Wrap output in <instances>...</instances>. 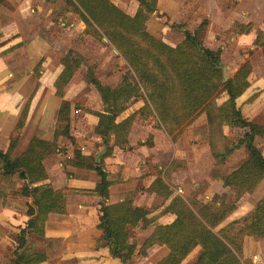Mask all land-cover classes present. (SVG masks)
Wrapping results in <instances>:
<instances>
[{
  "label": "trees",
  "instance_id": "1",
  "mask_svg": "<svg viewBox=\"0 0 264 264\" xmlns=\"http://www.w3.org/2000/svg\"><path fill=\"white\" fill-rule=\"evenodd\" d=\"M62 1L55 0L48 3L52 7H57ZM66 1L73 6L74 11L87 26H92L93 21L96 22L95 16L93 18L88 12L89 8L94 9L91 6L94 7L95 4H87L85 0H78V3L73 0ZM139 1L140 7L137 13L131 16L111 4L109 0H94L98 2L97 9L102 8L108 17H114L117 26L125 27L127 31H131L132 27L135 31L141 29L139 36L147 44L146 46L135 44L123 34L115 37V33H111L105 27L107 35L117 44L130 70L124 75L121 84L115 88L104 85L95 75L90 77V82L96 87L103 101L102 110L91 113L99 117L95 132L102 138L106 149L96 164L82 161L77 164L97 171L100 177L95 191L102 197L101 217L98 224L102 232L101 241L105 242L103 243L108 247L109 254L124 264L132 260L135 254L145 253L147 248L155 244L165 245L169 249L167 256L156 264H181L197 246L202 248L198 256V264H247L242 259L241 239L246 235L254 238L264 237V198L257 202L252 213V223L239 230L238 235L235 236L232 232L234 225L239 222L237 220L220 227L218 231L215 229L225 221L236 205L222 204L221 208H216L211 203L190 202L176 194L166 180L158 176L148 191L170 200L160 211L159 216L173 214L175 218L170 223L157 224L140 247L136 240H131V230L137 228L141 220L144 222V228L147 227L156 220V217H149L150 211L134 205L133 200L113 204L106 202L113 181L108 178L104 159L112 153L114 145L123 148L128 145L135 114L122 120H119V117L129 107L128 103L131 99H142L145 103L143 109L152 108L169 134H174L176 131L180 134L187 126L184 130L188 129L191 140L201 142L211 138L209 125L191 127L193 120L209 108L215 97L226 93L228 98L218 107L220 118L223 123L231 127L245 128V131L241 141H238L234 148L226 149L224 154L221 152L218 155L226 156L233 149L245 145L248 149V158L237 170L221 176V179L225 186L240 192L239 198L245 192L254 193L264 179V154L256 146V137L264 135V125L245 118L238 104L239 98L251 85L247 78L251 70L250 64L245 63L234 77L224 81L222 69L218 67L221 60L220 49L204 47L205 51H200L202 40L197 34L188 30L183 32V38L174 45L158 39L146 30L149 15L156 11L157 0ZM175 1L182 4L186 0ZM12 21L11 11L0 9V29ZM251 26V23L238 24L240 33L249 32ZM98 34L101 35L99 32ZM119 37H122L121 41ZM23 51V44L18 43L0 53V56L5 58L14 53L8 60L9 65L14 66L13 75L9 78L10 83L20 80L32 70L31 62L25 58L21 59ZM63 64L65 68L59 76L61 81L56 85V95L59 97H63L62 88L72 77L74 70L79 67L80 62L76 61L75 65L65 57ZM255 94L257 95L251 100L259 95ZM27 113L28 105L19 118V129L24 127ZM70 113V101L63 100L59 108L58 122L65 125L61 129L57 127L55 138L59 135L71 137ZM207 115L210 124L212 118L208 111ZM17 140L18 137L11 139L7 150H3L0 144V214L4 208L10 206L9 196L12 192H18L31 201L26 202V218L18 232L17 247L13 251V256H8L0 250V264H39L61 256L64 242L70 240L62 237H45L49 214L66 213V196L62 190L54 189L51 184L44 183L48 179L44 159L50 151L30 145L24 152L17 154ZM112 140L113 146L110 145ZM75 155V158H80L79 152L76 151ZM214 155L218 157L215 153ZM31 234L45 237L42 250L31 249L33 243L29 238Z\"/></svg>",
  "mask_w": 264,
  "mask_h": 264
},
{
  "label": "crops",
  "instance_id": "2",
  "mask_svg": "<svg viewBox=\"0 0 264 264\" xmlns=\"http://www.w3.org/2000/svg\"><path fill=\"white\" fill-rule=\"evenodd\" d=\"M0 1V9L10 10L13 16V21L0 29V53L15 44L22 43L24 51L21 59H28L32 65V70L29 73L25 74L20 80L5 86V103L0 104V125L3 124L2 121L4 119L7 120L15 116L13 113L14 110L18 111L16 103H14L15 100H19V102L21 100L23 101V109L28 105V113L26 116L27 127L21 135L19 152H24L30 145L40 150L50 151V154L44 159V165L48 172V179L44 183L51 184L54 189L62 190L66 196V213L49 214L45 226V237H62L64 239L70 238V240L64 242L61 256L39 264H124L109 254L108 247L100 242L102 232L98 228V224L101 217L100 202L102 201V197L95 191L100 177L97 171L77 164L80 161L96 164L103 154L96 160L105 146L102 143V138L95 132L99 117L92 113H86L85 116H78L76 115L77 113L72 112L70 115L71 130L69 133L71 137L68 138L59 135L55 138L61 103H52L54 111L51 115L47 114L48 103H40L46 92L56 96V91H54L56 88L55 84L58 76L62 72L60 66L52 67V65H49V62L54 59L51 55L53 53L52 44L56 42L53 36L49 37V29L57 23L58 16L61 13H65L61 20H64L66 16L71 18V24L75 28L80 26L82 28L79 22L81 19L76 18L72 10V5L66 0H63L57 7H52L48 3L49 1L55 0ZM73 1L78 3V0ZM201 1L186 0L180 4L175 0H157L156 11L151 14L146 25L149 26L151 22H154L158 14L166 13L167 15L174 16V13L182 10L183 13L187 11L190 15L193 12L192 6L197 4L208 15L210 12L221 13L218 17L210 15L211 25L215 27L225 28L230 23L235 22V20L239 21V24L251 23V27L253 28L249 32L239 33L237 36L234 35L231 37V40L237 42L245 40L249 41L252 45L255 43L259 33L258 31L263 28V22L257 23L254 18H250V14L247 15L246 13L252 11L264 12V0H204L202 4ZM109 2L125 14L131 16H134L140 7L139 0H109ZM237 11H242L245 14H241L238 18L236 16ZM69 16H74L77 20L72 22L74 18ZM81 22L84 23L83 20ZM62 24L65 25L66 23ZM13 54L7 55L6 58L0 56V75H8L9 78L12 77L14 66H10L8 60ZM40 61H44L42 69L38 72L40 77L34 79L36 65ZM31 80L35 83L34 87L37 88V94L35 98L33 96L29 103H26L29 98L27 99L20 92L28 87L29 81ZM252 86L254 85H250L246 93L239 98L240 103L238 104L245 118L264 125V86L260 87L258 91H251L253 92L251 93ZM19 87L22 88L19 90ZM255 93H259L257 98L253 100L255 103L247 101L250 95ZM144 105L145 103H130L129 107L119 117V120H122L133 113L137 115L130 129L127 147L116 146L113 140L110 142L111 146L114 145L113 151L104 159V166L108 173V178L113 183L109 188V198L106 202L113 204L125 200H133L134 205L142 206L150 211L149 217H152L159 214L170 201L167 199V204L165 206L163 204L161 209L156 207L151 209L152 202L156 198H159L160 195L149 192L148 188L158 176L163 177L171 188V184L188 186L191 181L195 182V187H204L207 186V183L205 179L194 178L196 174L194 173V169L190 168L191 162L188 159L189 148H191L189 134L187 132H181L182 134L180 133V135L178 131L174 134H169L156 114L155 117L150 116L151 118L149 120L141 118L140 110ZM38 109L41 111H39L38 116H35ZM199 120H201V123H198ZM150 121L157 122V126H153V123ZM33 124H35V127L31 128L30 125ZM206 124H208V117L204 113L197 120H194L191 127ZM2 130L0 126L1 148L7 150L12 136L11 133L9 135L5 133L7 135L4 137ZM145 135H148L150 140ZM4 138L5 143L3 144ZM261 140H263V143H260ZM195 145H201V142ZM256 146L264 154V135L256 137ZM242 147L236 148V153L239 151L242 152ZM76 151L79 152L80 158H75ZM197 154L196 167H200L206 159L209 162L210 159H213L212 154L208 155V153L203 151L197 152ZM192 164L194 165L193 161ZM191 170L193 171L192 174L190 172ZM201 171L204 173L203 170ZM200 180L203 183H200ZM207 182L214 188L213 194L221 187L223 190L230 188L224 185V181L221 178L215 176L209 175ZM259 186L264 188V179ZM18 189H21V183ZM254 194L250 192L244 193L241 197L240 209L246 208L251 211L253 206L261 198H264V196H261L254 203L250 199ZM21 198L24 200L21 201ZM9 199L11 201L10 206L4 208L0 214V223L5 220V225H1L0 229L4 232L3 230L5 228L11 226L14 232H19L26 218V202L28 200L31 201V199L22 196L18 192H12ZM17 209L22 211V213L18 214L16 212ZM166 215L157 218L147 228L145 227L144 230H149V236L157 224H167L175 218L173 214H169L171 216H169V219H166ZM11 217H13V220L17 219L18 223L15 221V223H9ZM247 219L246 216L244 220ZM141 227L144 228L143 220L132 231L141 229ZM2 232H0V250L4 253L5 247L3 246ZM33 237H37L36 239L41 245L40 249L42 250L44 248L45 237L41 238L35 234L29 236L31 240H33ZM11 240L10 245L13 244ZM14 246L13 250L16 248ZM31 246L33 247L32 250H38L36 249V243L33 242ZM244 248L245 253L251 256L254 263L256 261V264H264V237L254 239L252 236L247 235Z\"/></svg>",
  "mask_w": 264,
  "mask_h": 264
},
{
  "label": "rangeland",
  "instance_id": "3",
  "mask_svg": "<svg viewBox=\"0 0 264 264\" xmlns=\"http://www.w3.org/2000/svg\"><path fill=\"white\" fill-rule=\"evenodd\" d=\"M87 4H95L94 7L91 6L94 9L89 8L88 12L89 15L94 18L95 21H93L92 26H87V24L84 22H81L82 19L80 15L74 11L73 6L72 10L74 11V14L76 15L77 19H81L79 22L82 25L80 27L75 28L71 24V18L65 17L64 20H61L62 16H64L65 13H61L58 16L57 23L54 24L49 29V37L53 36L54 39H56V42L52 44V51L51 54L54 59L49 62V65H52V67L60 66L61 71L63 72L65 66L63 64V59L66 57L68 60L71 61L72 64L76 65V61L80 62V65L78 68H76L72 74V77L69 79L67 83L64 84L62 90L64 92L63 97L54 96L53 94H49V92H46L44 94V97L40 103H48L47 104V114L51 115L54 111V106L52 103H62L63 100H68L71 103V113L75 112L76 115L85 116L86 113L91 114V112L102 110L103 108V101L101 98L100 93L96 89V87L90 82L91 75H95L104 85H109L112 87H118L125 74L128 73L130 70V66L125 60L122 52L119 50L118 46L111 37H109L105 31V27L111 32L115 33L114 36L118 37L119 34H123L124 37H129L130 41L135 42V44H140L141 46H146V42L143 41L144 39L139 36V33L141 29L135 31L134 27L131 31H127L125 27L117 26L115 23L114 17L110 18L105 13L104 10L97 9L96 6H98V2H94V0H85ZM196 2V1H195ZM204 2V0L201 1V4ZM102 3V2H100ZM99 3V4H100ZM197 3V2H196ZM96 7V9H95ZM193 12L192 14H188L187 11L184 13L182 10L180 12L174 13V16L164 14H158V17L154 20V22H151L149 26L146 25V30L157 37L158 39H161L169 44H173L175 42L180 41L183 38V32L188 30L191 31L194 34H197L199 38L202 40L203 45L200 47H208L212 48L213 50H221L220 56L221 60L220 62L223 63L226 66V74L229 78L234 77V75L237 73V71L245 64L249 63L251 66V70L247 75L248 80L250 81L252 86L251 91H258L260 87L264 86V12H247L246 14H250V18H254L257 23L263 22V28L258 31V36L256 37L255 43L253 45L249 41L240 40V41H234L231 40L232 36H237L240 33V30L238 28V22L235 20V22L230 23L229 26L225 28H219L211 25L210 22V15L211 16H219L221 13L219 12H210L209 15L202 9L200 5H193ZM96 11V12H95ZM241 14H245L242 11H237L236 16L239 18ZM151 16V15H149ZM74 21L77 19L74 16ZM62 23H66L63 25ZM217 23H219L217 21ZM174 26V27H172ZM253 28V27H251ZM253 30V29H252ZM255 31V28H254ZM101 33V35L98 34ZM119 40H122V37H119ZM217 42V43H216ZM246 45V46H245ZM201 51V49H200ZM43 62L40 61L36 65V71H35V78H39L40 75L38 74L39 70L43 67ZM219 62V63H220ZM218 67L220 65L218 64ZM222 69V68H221ZM62 72L59 76L62 75ZM223 73V69H222ZM58 76V77H59ZM224 77V74H223ZM61 81V78H57L55 86ZM10 85L9 77L0 75V104L5 103V86ZM35 83L33 80L29 81V85L27 88L23 89L20 94L25 95L27 99L29 98L26 103H29L31 99L36 97V87H34ZM23 87V86H22ZM22 87H19L20 90ZM57 88V86H56ZM54 89V91H57V89ZM55 93V92H54ZM253 93V92H251ZM18 94V93H17ZM259 94V93H258ZM257 94L250 95V99L248 98L247 101L253 102V97ZM56 97V98H55ZM228 96L226 93H221L217 97H215V100H213L209 108L204 111L202 114L210 113L212 118V123L209 124V131L211 138L201 141V145L196 146L195 144H198L199 142H194L191 140L190 132L187 130H184L187 126H185L182 130V133H188L189 134V142L191 144V148H189L188 152V159H190V168L194 169V173L196 174V179H205L207 186L204 187H195V182H192L188 186H179V184H171L173 190L175 193L181 195L185 199H187L190 202L193 201H199L204 203H211L216 206V208H221L222 204L227 205H236V208L232 210L228 217L223 221L218 227H216V231L219 230L220 227L227 225L228 223L239 220L237 224L234 225L232 235L236 234L238 235V231L244 228L246 225H249L252 223V213L254 212L256 205L253 206L252 210L249 211L246 208L240 209L241 206V197L239 198L240 192L235 188H227L223 190L221 187L217 192L213 194V187L209 185V182H207V177L209 175L215 176L217 178H221V176H226L228 174H231L233 171L237 170L248 158V149L245 145H242L243 150L242 152L239 151L236 153L235 149L231 153H229L226 156L218 155V153L223 152V154L226 152V149L234 148L235 143L238 141H241L245 128H238V127H231L226 123H223L222 119L220 118V113L218 110L219 105H221ZM56 100V102H54ZM264 102V99H263ZM16 107L18 108V111L14 110L13 117H10V119L3 120V124L0 126L2 127V131L4 133V137L11 133L12 139H15L18 137V145H17V151L16 153L19 154V149L21 147V135L25 132V129L27 127L26 122L24 124V127L22 129L18 128V121L20 118V114L22 113V103L21 100H15ZM130 103H144L142 99H131L129 101ZM255 103V101L253 102ZM45 105V104H44ZM40 109L36 112L35 116H38ZM141 118H144L145 120H149L150 116H156L153 109H141ZM93 114V113H92ZM138 114V113H137ZM201 114V115H202ZM17 116V117H16ZM19 116V117H18ZM137 115L135 114V117ZM18 119H16V118ZM158 117V116H157ZM208 117V115H207ZM199 118V116L197 117ZM195 118L194 120H197ZM71 119V118H70ZM193 120V122H194ZM71 122V120H70ZM153 126H157V122H152ZM192 122V123H193ZM196 122V121H195ZM198 123H201V120H199ZM65 124L64 123H58V128L61 129ZM31 128L35 127V124L30 125ZM24 128V129H23ZM30 130V129H28ZM70 130H71V124H70ZM7 133V134H5ZM181 133V134H182ZM180 134V135H181ZM149 135V134H148ZM145 135L147 139L149 136ZM179 135V136H180ZM5 143V138L3 139V144ZM103 143V142H102ZM260 143H263V140L260 141ZM258 144V142H257ZM9 147V145L7 146ZM240 148V147H239ZM16 150V149H15ZM206 152L208 155L212 154V158L210 159V162L206 159L205 162L202 163L200 167H196L197 162V152ZM15 152V151H14ZM214 153L218 156L217 158L214 157ZM236 153V154H235ZM197 154V156H196ZM200 155V154H199ZM202 160V159H201ZM200 160V162H201ZM192 161L194 165L192 164ZM200 169V170H198ZM206 169V170H205ZM204 173H202V171ZM192 174V170L190 171ZM200 180V183H203V181ZM197 181V180H196ZM262 182V181H261ZM259 189L257 191L255 190V194L250 197L252 202H256L257 199H259L261 196H264V188L258 186ZM216 190V188H215ZM198 194V196H197ZM263 199V198H261ZM24 200L21 198V201ZM154 200V199H153ZM152 200V201H153ZM169 200V199H168ZM167 199L160 197L156 198L152 202L151 209L156 207L160 208L167 204ZM22 203V202H20ZM246 211V213H244ZM18 214H21L22 211L17 209L16 211ZM160 213V212H159ZM169 214L166 215V219H169ZM174 216V215H173ZM247 216V220H244V218ZM156 219L161 217L159 214L155 215ZM175 217V216H174ZM4 219V218H3ZM18 223L17 219L13 220V217H11L9 223ZM5 220L0 223L1 225L4 224ZM149 226V225H148ZM147 228V227H146ZM136 229V228H135ZM145 228L137 229V230H131V240H136L139 246H141L146 239L149 237V230H144ZM1 231L3 234L1 236L3 237V246L5 247L4 253L8 256H13V246L15 242H17L16 238L18 235V232H14V229L10 226L9 228H5ZM247 236V235H246ZM244 236L242 240L243 244V254L242 259L246 261L247 264H256L253 262L251 256L247 255L245 253V238ZM240 237V235L238 236ZM37 237H33V242L36 243V249H40L41 245L38 243ZM254 238V237H253ZM263 238V237H261ZM12 239V240H11ZM254 239H260V238H254ZM10 240L12 245H10ZM14 241V242H13ZM100 242L104 244L101 239ZM30 246V244H28ZM3 247V250H4ZM14 247H17V244H15ZM33 249V247L31 248ZM7 250V253H6ZM9 251V252H8ZM202 251L201 246H197L182 262L181 264H198V256L200 252ZM169 253V249L162 244H156L152 246L150 249H146L145 253H137L133 256L132 260H130L127 264H156L158 261H160L162 258L167 256Z\"/></svg>",
  "mask_w": 264,
  "mask_h": 264
},
{
  "label": "water",
  "instance_id": "4",
  "mask_svg": "<svg viewBox=\"0 0 264 264\" xmlns=\"http://www.w3.org/2000/svg\"><path fill=\"white\" fill-rule=\"evenodd\" d=\"M201 51L204 52L205 49L203 47H200ZM220 67L223 69V74H224V81L228 80V76L226 74V66L223 63H219ZM106 146H104L103 150L99 153L98 157L96 158V160L99 159V157L101 156V154L105 151Z\"/></svg>",
  "mask_w": 264,
  "mask_h": 264
}]
</instances>
